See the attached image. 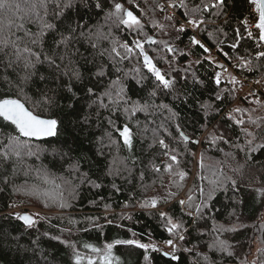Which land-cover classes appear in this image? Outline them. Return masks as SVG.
Masks as SVG:
<instances>
[{
	"label": "trees",
	"instance_id": "16d2710c",
	"mask_svg": "<svg viewBox=\"0 0 264 264\" xmlns=\"http://www.w3.org/2000/svg\"><path fill=\"white\" fill-rule=\"evenodd\" d=\"M116 2L121 3L125 10L132 11L141 19L144 34L138 35L123 26L118 27L110 21L105 22L108 7H105L104 11L81 8L79 15L83 18L82 23L93 30L99 27L105 34L111 32L108 39L100 41V50L111 49L113 41L119 44L127 42L131 45L133 40L143 41L148 36L158 42L168 41L171 46L180 49L184 54L173 56L164 50L162 43H144V49L153 63L162 72H167L169 78L184 76V69L191 63L192 68L189 71L195 72L203 83L193 84L192 76L188 75L187 87L181 89L182 94L177 99L173 94L165 95L156 88L154 77L143 67L141 56L137 54L116 65L121 69L119 73L115 71L107 53L104 57H100L96 50L95 65L80 59L79 68L84 74L85 84L90 79V73L103 63L107 75L102 78L103 83L97 86L98 91H102L111 80L120 76L126 97L140 105H149L146 110L129 115L123 111L125 106L131 110L132 104L129 103L111 117L117 126L128 124L133 133V149L129 152L119 141L118 134L109 127L106 117L111 114L105 109H101L103 115L100 121H97L93 115L90 127L78 126L77 120L88 111L82 98L81 85L76 84L75 90L80 94L81 99L75 102L73 109L68 108L67 97L71 94L58 98L57 106L46 115L58 116L63 120L59 136L42 141H28L33 151L39 149L37 155H25L19 162L13 159L6 164H0V264H75L74 253H79L83 258L81 264H87L88 257L91 256L97 261L99 258L85 248V244L103 249L107 243L125 239H140L144 243H164L171 237L166 231L165 224L159 219V212L150 207H141L143 203L150 202L153 198L159 201L158 209L167 212L175 221L183 222L187 232L181 229L185 241L180 242L182 247L178 246L176 250L178 260H170L162 253L151 252L149 264H198V262L199 264H252L254 260L259 264L260 258L257 252L252 260L249 258L255 245H258V248L264 247V244H261V240L264 239V227H262L264 203L254 192V188L259 184L253 185L252 188L244 185L249 183L248 178L252 169L257 172V180L260 175H264V150L253 152L249 160L245 152L234 147V145L243 146L245 142L241 127L237 126L234 120L243 118L246 121L243 127L252 130L253 126L247 123L248 118L249 116L257 120L264 118V104L249 103V100L253 99L252 96L235 101L236 97L229 81H221L219 87L214 82L215 74L224 68L232 69L233 74L243 73L246 70L235 66L240 63L238 57L250 59L253 65L252 75L264 82V58L257 60L252 55L254 47L250 39L243 36L240 22L248 11V0H226L224 12L229 22L224 23L223 17L217 18L221 30L214 32L212 37L208 32L212 31L215 25L209 23L206 26L207 30L202 26L201 42L210 49L208 53L199 46L191 45L190 37L193 36L189 32L178 34L171 27L173 20H165V16H169L166 9L160 11L157 7L165 0H131V2L116 0ZM184 2L190 10L200 4L201 0H184ZM204 2L210 3L211 0ZM107 3L111 4L112 0H107ZM177 11L179 17L185 19V9L177 7ZM67 15L77 18L76 9H72ZM196 15L210 19L211 14ZM28 27L33 31L36 30L34 25ZM236 29H239L243 39L239 41V47L234 50L230 45L236 42ZM165 32L168 35H165ZM177 35L179 39H176ZM78 47L91 60L94 50L87 43ZM118 50L121 53L124 51L119 47ZM213 54L219 56L218 63L224 66L223 69L209 62L213 60ZM196 61L199 63L197 64ZM38 68L40 73L47 72L46 66H38ZM173 68L176 71H172ZM141 77V82L138 84L137 79ZM92 82L95 83V80ZM180 84H184L183 79L180 80ZM26 91L29 95L32 94L30 89ZM153 91L156 92L155 96L151 95ZM217 94L222 96L221 100L216 99ZM9 97L16 98L15 90H9L7 85L0 86V99ZM256 97L263 101L262 96ZM107 102L105 98V103ZM161 103L166 104L176 113L175 119L171 118V113L167 109L153 106ZM202 103L212 106L207 115L200 108ZM26 106L31 107V105ZM237 107L246 114L234 112ZM92 112L95 113V109H92ZM230 114L232 119L228 118ZM178 124L191 139L199 140L201 143L185 144L181 141L177 132ZM213 129L230 138L232 143L224 144L222 141H217L216 145H210L209 134ZM105 133L112 134V139L117 143L104 147L101 155L98 151L99 137L104 138L105 145L110 143ZM10 136H18V133L13 126L0 120V142L6 143ZM161 139L169 149L175 150L173 154L178 157L179 164H173L172 172L164 171V167L172 162L163 154L166 150L159 144ZM0 151H3L2 147ZM54 152L57 154L53 155ZM225 153H231V156L226 157ZM201 154H203V167L200 166ZM113 158L118 161L134 158L135 165L132 164L131 159L126 160L131 175L126 171L119 175H108ZM238 166L241 167L243 175L241 172L233 171ZM154 168H159L160 171L155 172ZM179 172L186 173L183 181L180 180ZM221 172L235 178L241 187L234 193L230 182L225 181L224 187L214 193V199L210 202V210L205 212V218L197 220L194 229L193 218L186 214V208L180 206L181 199L173 200L174 197H170V193L167 192L168 175H172L171 181L175 180L179 184L177 188L171 181L169 182L168 186L172 193L185 190L183 200L187 202L188 195H191L192 203L196 205L201 202L199 188L204 187L207 190L210 186L209 181L220 177ZM141 173L144 174L143 180L140 178ZM5 179L8 180L7 184L4 183ZM45 180L48 183H45ZM94 184L101 186L96 188ZM113 184L119 191L113 188ZM54 185H59L63 191V202L67 205L64 208L60 207L59 198L51 200L43 195L52 191ZM72 188L75 189L74 194H71ZM237 200H242L244 203H236ZM164 206L166 209H161ZM27 207L43 211L34 216L35 223L31 228L24 226L15 218L17 213H30ZM105 217L113 223H107ZM93 221L100 227L94 226ZM214 224L223 225L225 228L235 225L236 231L216 233L212 231ZM201 232L204 233L203 236ZM217 235L232 245L231 257L215 249L209 250L208 245ZM55 237L59 239H54ZM184 249L193 251L188 252ZM196 252H200L201 255L197 256ZM112 254L119 264H144L143 250L132 246L115 245ZM204 255L208 256L207 262L203 259Z\"/></svg>",
	"mask_w": 264,
	"mask_h": 264
},
{
	"label": "snow or ice",
	"instance_id": "6c2138e0",
	"mask_svg": "<svg viewBox=\"0 0 264 264\" xmlns=\"http://www.w3.org/2000/svg\"><path fill=\"white\" fill-rule=\"evenodd\" d=\"M131 2V0H130ZM249 3L255 6V12L258 14V20L255 22V27L259 30V41L264 44V0H249ZM226 0H211V3H205L201 0V3L195 7L188 9L184 0H179V4L174 3L173 0H165L167 8L176 9L181 7L185 9L184 18L187 25H191L196 30H201L202 26L204 30H207L206 26L209 23L215 25L212 31L208 32V35L212 37L214 32L221 30L217 18L223 17L224 23H228L227 14L224 12ZM108 7V11L105 14V22L110 21L116 26H123L129 31H134L138 35H143V24L141 19L138 18L132 11L125 10L123 5L116 0H112L111 4L107 3V0H0V86L7 85L9 90H15L16 98H2L0 99V120L7 122V124L14 127L18 136L8 137L7 142H0V147L3 151H0V164H6L9 161L15 159L19 162L25 155L33 156L37 155L39 149L33 151L31 145L27 143L33 139L41 140L48 137H58L60 134L61 125L63 120L58 116L53 117L52 115H46L51 113L53 107L57 106L58 98H62L65 94H71L67 98L69 99L68 108L73 109L75 102L81 99L80 94L75 90L76 84L82 86L83 101L86 111L78 120L77 124L81 128L91 126L93 115L97 121H100L103 113L101 109L107 110L111 115L106 117L110 128L114 129V132L118 134L119 141L122 142L129 152L133 149V133L128 124H124L122 127L117 126L115 121L111 118L116 113L120 112L121 107L132 104L131 110L128 107H123V111L129 115H135L137 111L146 110L149 105H140L137 102L130 101L125 95V88L121 82V77L117 76L116 79L111 80L110 83L103 88L102 91L97 90V86L103 83L102 78L107 75L105 66L101 63L94 72L90 73V79L87 84L84 82V74L80 71L79 63L80 59H83L86 63L96 64V50L100 57H104L105 54L111 58L113 67L117 73L121 72L119 67H116L121 61L129 59L131 55L137 54L143 58V67L152 74L155 80L156 88H159L165 95L171 93L177 99H179L181 89L187 87V76H192L193 84L200 83L203 81L199 80L195 72H190L192 64L190 63L184 69V76L179 78L173 76L169 78L167 72H162L154 63L152 58L146 53L144 49V43L158 44L162 43L164 50L170 55L175 56L176 54L183 55L180 49L171 46L168 41H156L154 38L148 36L145 40H133L132 44L125 42L119 44L117 41H113L111 49H99V43L101 40L108 39L111 36L109 31L105 34L99 27L95 30L88 27L87 24L82 23V17L79 15L81 8L84 10L97 9L104 11V8ZM160 11H165L164 5H157ZM72 9H76L77 18H72L67 15ZM197 13H210V19L200 18ZM143 15V14H142ZM50 18V19H49ZM165 20H173L171 16H165ZM51 21V22H50ZM246 26L248 23L247 18L242 21ZM28 25H34L35 31H33ZM157 25H154L156 27ZM174 30L179 34L185 32L187 29L184 24L172 25ZM163 31V28H161ZM168 35V33H164ZM248 37H252V32H247ZM50 38V42H49ZM176 39H179L177 35ZM243 39L239 29H236V42L231 44L230 47L234 50L239 47V41ZM87 43V45L94 50L92 58L89 60L88 56L80 51L78 45ZM190 43L193 46H199L204 52H210V49L206 47L200 40L196 39L195 36L190 37ZM261 45H258L260 47ZM119 48L124 51L121 53ZM138 50V52H137ZM87 51V49H85ZM114 54V55H113ZM227 55V54H225ZM118 58V59H117ZM257 60L264 58V50L256 53ZM240 63L235 66L242 69H252V61L245 57H238ZM215 64L216 67L223 69V65L219 64L214 60L209 61ZM171 64V61H169ZM198 64L199 61H196ZM38 66H46L47 72L40 73ZM137 74L139 70L137 69ZM172 71H176L174 68ZM127 76V73H125ZM141 79H137V83L141 82ZM184 80V84H180V80ZM37 80L39 83H37ZM95 80V83L92 81ZM214 82L219 87L221 83L220 73L217 72L214 76ZM236 78L232 77V83H236ZM255 83H261L260 80ZM26 89H30L32 94L29 95ZM152 96L156 95V92L151 93ZM253 97L249 100V103H256L257 105L264 104L260 98L256 97L255 93H249ZM107 98V103H105ZM217 100H221L220 94L216 95ZM26 105H31L28 107ZM160 109H167L171 113V118L175 119L176 113L172 112L171 108H168L166 104L153 105ZM211 104L202 103L200 108L204 111L205 115L211 109ZM95 109V113L92 112ZM236 113L246 114L244 110L237 107L233 110ZM232 119L231 114L228 117ZM237 126L241 127V133L245 138L244 145H234L240 151L247 154V158H252V153L257 150H264V118L259 120L253 119L249 116L247 123L253 126L252 130L243 127L246 121L243 118L234 120ZM147 131V129H145ZM177 132L181 141L185 144H200L201 141L191 139L180 127L177 125ZM109 140V145H105L104 138L99 137L98 142L100 148L98 151L103 155V148L112 144H116L117 141L112 139V134L105 133ZM210 139L208 140L210 145H216L217 141H222L224 144H231L230 138L226 137L223 133L218 132L217 129H213L209 134ZM24 138L23 140L21 139ZM159 144L162 149L166 151L163 153L172 163L167 164L164 167V171L172 172L173 164L178 165L179 160L177 155L173 154L174 149H169V146L165 144L163 139L159 140ZM223 151V149H219ZM57 153H53L56 155ZM226 157H230L231 153H225ZM131 159L133 165L136 164L134 158H125V161H118L113 158V162L109 165L108 175H119L121 172H128L131 175V169L127 167L126 160ZM200 166L203 167V154H201ZM78 168V165L76 166ZM155 172H159V168H154ZM234 172H241V167L238 166L233 169ZM180 180L185 179L186 173H178ZM215 176V173L213 174ZM241 175L243 173L241 172ZM141 180L144 178V174L140 175ZM203 179V177H201ZM249 183L244 185L245 187L252 188L253 185L259 184L258 187L254 188L256 196L264 203V175L259 176L257 180V172L255 169L251 170L249 175ZM225 181L230 182L233 192H237L241 185L237 183V180L233 177L224 175L222 172L220 177H216L209 181V188L205 190L204 187L199 188L200 192V203L194 205L192 203L193 197L188 195L187 202L180 200L181 208H186V214L192 217V224L194 229L196 228V222L199 219L205 218V212L210 210V202L214 199V193L224 187ZM5 184L8 180L5 179ZM45 183H48L45 180ZM171 183L179 188V184L173 180ZM100 184H94V187L99 188ZM113 188L119 189L113 184ZM75 189H71V194H74ZM51 200L61 201L60 207L64 208L67 205L63 202L64 196L63 191L59 185H54L52 191L43 193ZM174 193H170L169 196H174ZM236 203L243 204L244 201L237 200ZM159 201L156 198L151 199L150 202H145L141 205L143 208L157 209L159 212V219L165 224L166 231L171 238L164 241V246L169 251H164L163 248L157 244L149 242L144 243L140 239H125L116 240L114 243H107L103 249L94 247L90 244H85L84 247L89 249L92 253L96 254L99 258L98 261L93 257L87 258V264H119L118 260L113 256L112 249L115 245H126L132 246L135 249L143 250V261L144 264H149L150 253L159 252L164 257L170 260H178L179 257L176 255L178 246L182 245L180 242L185 241L184 232H187V228L183 222H177L173 217L169 216L167 212L160 211L158 209ZM194 209V210H193ZM17 220L23 221V224L31 228L35 221L29 215H16ZM130 218V217H129ZM107 223H113L112 220H108L105 217ZM239 219V217H237ZM93 225H95L93 221ZM120 227V225H117ZM264 227V225H262ZM184 232H181V229ZM213 232L222 234L227 231H236V226L225 228L223 225H213ZM135 235V234H133ZM204 233L201 232V236ZM54 239H59L55 237ZM67 243L66 241H61ZM261 244H264V239L261 240ZM74 248V246H72ZM209 250L215 249L216 251L225 254L229 257L233 255L232 245L228 244L226 240L220 239L217 235L213 241L208 245ZM184 251L191 252L192 249H184ZM257 254L260 258L259 264H264V247L257 248ZM197 256H200V252H196ZM75 264H81L82 257L79 253H74ZM203 259L205 262L208 261V256L204 255ZM199 264V262H198ZM252 264H258L257 261H252Z\"/></svg>",
	"mask_w": 264,
	"mask_h": 264
},
{
	"label": "built area",
	"instance_id": "2783aa9c",
	"mask_svg": "<svg viewBox=\"0 0 264 264\" xmlns=\"http://www.w3.org/2000/svg\"><path fill=\"white\" fill-rule=\"evenodd\" d=\"M174 3L179 4V0H173ZM211 3V2H210ZM162 5L165 6V9L167 11V15L173 17V21L171 22V26L176 23V24H184L186 27V31L189 32L192 36H195L196 39L202 41L201 36H200V30L194 29L191 25L186 24V20L179 17L177 8L172 9V8H167L165 5V2H162ZM248 11L244 15V17L240 20L242 29H243V36L248 37L247 32L251 31L252 32V37H248L254 47V52L253 56L256 57V53L264 50V45L262 42L259 41V31L258 29L254 26L255 22L258 20V14L255 12V6L249 3L248 0ZM247 18L248 23L247 26L242 22ZM173 28V27H172ZM174 29V28H173ZM202 43V42H201ZM258 45H261L258 47ZM213 60L219 62V56L216 54H213ZM232 69L230 68H224L223 72L225 73L226 71H230ZM233 77L236 78V83H231V88L236 94L238 99L247 97L249 93H255L256 96H262V99L264 101V82L261 81V83H255V81L259 80L257 77H254L252 75V71L246 69L243 73H238L234 74ZM159 247L163 248V250L168 249L167 247L164 246V243H158L157 244Z\"/></svg>",
	"mask_w": 264,
	"mask_h": 264
},
{
	"label": "rangeland",
	"instance_id": "374dc122",
	"mask_svg": "<svg viewBox=\"0 0 264 264\" xmlns=\"http://www.w3.org/2000/svg\"><path fill=\"white\" fill-rule=\"evenodd\" d=\"M218 72L220 73L221 81H229L230 84L232 83V77L234 75L232 70L226 71L225 73L223 72V70H220ZM234 95L236 97L235 101L239 100L235 93H234ZM13 170L15 172H18V171H16V169H13ZM170 177H172V175H168V178H167V186H166V188H167V192L168 193H172L170 186H168L169 182L171 181ZM184 192H185V190L180 191L179 193H174L175 195L173 196L174 197L173 200H178V199L183 200L184 197H185ZM26 209H28V211H30V213H35V214H32L33 216L43 213V211L35 209V208H31V207H27ZM161 209L165 210L166 207L165 206L161 207ZM257 248H258V245H255L254 249H252L253 252H252V254H251L250 258H249L250 260H252L256 256Z\"/></svg>",
	"mask_w": 264,
	"mask_h": 264
},
{
	"label": "water",
	"instance_id": "95a60500",
	"mask_svg": "<svg viewBox=\"0 0 264 264\" xmlns=\"http://www.w3.org/2000/svg\"><path fill=\"white\" fill-rule=\"evenodd\" d=\"M259 31V30H258ZM264 45V44H263ZM141 61H142V63H143V58L141 57ZM146 69V68H145ZM147 70V69H146ZM51 138H53V137H48V138H45V139H41V140H35V139H33L34 141H42V140H46V139H51ZM16 215H21V216H23V215H29V216H31L32 218H33V220L35 221V217L32 215V214H30V213H28V212H22V213H17ZM22 223H23V221H21ZM24 225V224H23ZM25 226V225H24Z\"/></svg>",
	"mask_w": 264,
	"mask_h": 264
}]
</instances>
